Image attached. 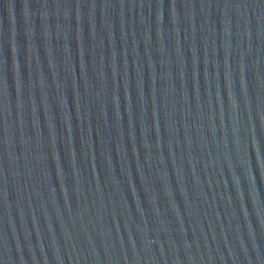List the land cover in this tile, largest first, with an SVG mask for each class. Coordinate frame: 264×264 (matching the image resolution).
Returning a JSON list of instances; mask_svg holds the SVG:
<instances>
[{"label": "water", "instance_id": "water-1", "mask_svg": "<svg viewBox=\"0 0 264 264\" xmlns=\"http://www.w3.org/2000/svg\"><path fill=\"white\" fill-rule=\"evenodd\" d=\"M0 264H264V0H0Z\"/></svg>", "mask_w": 264, "mask_h": 264}]
</instances>
